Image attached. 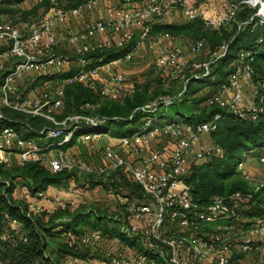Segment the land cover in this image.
I'll return each mask as SVG.
<instances>
[{"label": "built area", "instance_id": "obj_1", "mask_svg": "<svg viewBox=\"0 0 264 264\" xmlns=\"http://www.w3.org/2000/svg\"><path fill=\"white\" fill-rule=\"evenodd\" d=\"M97 1L82 0L76 6L65 7L59 0H49V7L31 18L13 22L0 17L1 107L48 123L38 130L29 128L35 135H21L0 110V169L37 161L52 173L75 171L86 186L88 177L114 183L113 175L117 176L115 180L123 175L137 185L138 190L117 184L108 189L115 204L108 209L107 220L119 235L98 227L63 234L69 246L87 250L106 264H264V211L253 197L264 186V179L257 180L243 168L247 153L256 154L264 166V147L243 152L236 165L241 176L253 185L254 193L235 190L201 204L192 198L184 182L195 166L223 154V148L213 142L203 143L217 128L219 113L194 123L179 115L161 122L155 114L145 117L136 132L114 136V142L108 133L97 130L105 118L83 112L94 108L95 103H82L80 112L61 116L65 85H82L100 100H121L134 93L136 87L129 77L113 64L119 59L104 61L102 55H95L122 49L133 41L135 46L124 55V61L146 49L154 53L160 81L181 83L175 97L159 95L137 109L151 113L166 109L182 96L189 79L210 75L227 44L210 50L206 38L199 37L183 51L170 44L173 38L169 33H152L153 25L164 19L172 23L200 20L209 30L220 31L236 21L243 7L255 9L248 20L238 23L239 30L254 19L264 24V0H118L119 5L108 11L106 18L88 19L74 32L60 31L63 23L93 12ZM63 44L71 46L70 53L62 51ZM202 51L207 54L204 59L189 61V55ZM252 62L249 51H239L227 81L203 104L256 120L264 111L263 96L259 94L264 80L257 78ZM75 63L78 67L63 75L60 86L53 87L50 80L41 79L31 95L20 88L26 80L35 81ZM249 87L253 98L246 102L244 89ZM76 141L88 145L86 155L67 154L61 148L53 154L49 151ZM262 195L264 198V191ZM44 199H48L44 191H37L28 209L34 213L53 211L43 207ZM50 200L55 207H67L59 196ZM0 238L6 239V234ZM84 260L68 255L63 264Z\"/></svg>", "mask_w": 264, "mask_h": 264}, {"label": "trees", "instance_id": "obj_2", "mask_svg": "<svg viewBox=\"0 0 264 264\" xmlns=\"http://www.w3.org/2000/svg\"><path fill=\"white\" fill-rule=\"evenodd\" d=\"M49 0H43L41 7L44 10L49 7ZM65 7H72L80 4L82 0H59ZM43 5V6H42ZM255 12V9L243 7L236 16V21L231 25L233 33L223 40L220 36H216L217 40L209 41L206 35H219L225 28L220 31H211L200 20L189 22L188 24L197 23L203 25L207 31L205 37L207 40V47L212 50L217 46L226 43L227 50L225 54L220 57L213 65L210 75L202 78L192 77L187 82V87L180 98H175L172 104L174 106L177 101L183 107L190 99L189 88L191 81L202 84V86H209L210 92H213L221 83L227 81L228 75L232 70V63L237 58L239 51H249L253 56V66L257 74V78L264 80V71L260 69L264 62V24L256 23L254 19L252 22L243 24L238 30V23L248 20L250 15ZM187 25V23H186ZM184 25H176L175 23L155 24L152 28V33L180 34L185 30ZM221 35V34H220ZM211 42V43H210ZM135 42H131L128 46L122 49H112L96 53L95 55H102L104 61H113L119 59L122 55L120 51L127 50L130 46L133 47ZM224 69L222 75L225 80H219V70ZM163 83L162 81H158ZM157 91V90H156ZM64 110L61 116L80 112L79 106L82 103H95L94 108L97 115L105 118V121L98 126L97 130L108 133L111 124L118 125L117 131L113 132L112 136H128L136 132L143 124L144 118L154 116L155 114L160 118L165 116L164 110H157L155 113L142 112L138 107L149 104L154 101L159 95H165L164 92H156V94L149 95L147 85L136 88L133 94L125 96L121 100H104L100 102L98 97L90 90L79 84H69L64 87ZM263 96L264 105V88L259 91ZM173 95L172 97H175ZM207 96L198 103H201ZM74 107V110L70 109ZM206 110H185L180 108L177 114L188 122H198L210 119L213 114L219 113L220 118L217 122V128L211 131V141L222 147L224 152L219 157H211L200 165L195 166L192 171L184 177V182L188 186L192 198L201 204L207 203L211 197L217 195H226L232 191L239 190L244 193L253 192V185L246 181L241 172L236 169V165L240 155L248 150L259 149L264 147V111L260 113L256 120L241 118L238 115L230 112L224 108L215 106L208 107ZM6 109V110H5ZM83 110L88 114V110ZM6 118L11 119L9 123L13 126L23 127L24 130L34 128V123L45 121L37 117L27 116L20 112L12 111L8 108H2ZM6 112V113H5ZM7 113H11L13 117H8ZM18 114L21 115L17 119ZM60 117V115L58 116ZM171 120V119H170ZM43 125V124H42ZM42 125H37L41 127ZM43 125V126H44ZM39 129V128H34ZM36 133L29 129L25 135H35ZM71 146L72 143L64 144ZM77 173L75 171L62 170L56 173L50 172L46 167L37 161H29L23 165L13 164L10 167L0 169V235L6 234V239L0 238V264H63V259L68 255L79 256L83 259H90L95 255L89 254L87 250H79L73 246H69L65 240L59 241L58 237H64L63 234L67 232L79 233L83 228H100L102 221H107L106 213H97L94 210L81 215L79 212H70L68 207L56 208L51 212L43 211L41 213H34L28 209V205L23 201H17L13 198V191L18 179L24 181L34 193L40 190H46L49 186H58L63 182L68 181L69 176ZM237 176L236 179H231ZM114 183L102 181L100 178L88 177V183L93 185L97 182L98 186L101 183L114 184L129 187L132 190H138V186L128 181L123 175L118 177L112 176ZM82 178V176H81ZM5 181H8L7 185ZM264 186L254 193L253 197L262 204L260 208L264 211ZM259 210V211H260ZM251 214V213H250ZM93 218V223L91 222ZM15 220L16 223H12ZM82 225V226H81ZM104 232L119 235L116 229L109 232L106 226L102 228ZM58 240V243L54 241ZM60 242V243H59Z\"/></svg>", "mask_w": 264, "mask_h": 264}, {"label": "rangeland", "instance_id": "obj_3", "mask_svg": "<svg viewBox=\"0 0 264 264\" xmlns=\"http://www.w3.org/2000/svg\"><path fill=\"white\" fill-rule=\"evenodd\" d=\"M24 0H1V6H0V17L6 20H10L13 22H19L24 19L31 18L35 15H39L44 11V7L46 4L41 7V3L43 0H31V3L29 2H23ZM70 22V21H69ZM187 23V25H186ZM176 25H186L182 33L180 34H170L172 36V41L170 42L171 45L175 47H179L183 51L186 50L188 44L195 39L198 36L206 35L207 31L204 29L203 25L199 22L188 24V22H182L181 20L175 23ZM233 27L234 25H229L227 28H225L224 31L219 33V35H206L209 39V41H215L217 40L216 36H220L223 38V40H226L232 33H233ZM221 34V35H220ZM211 43V42H210ZM135 45L130 46L127 50L120 51L119 53L124 54L130 51L134 48ZM140 54V55H139ZM138 55V56H137ZM137 55L135 54V57L131 59L130 61H124L123 55L119 58V61L116 63H113L114 66L119 69L122 73L127 75L129 79L131 80L132 85H134L136 88L147 85L149 95H155L156 92H164L166 96H173L176 95V93L181 89V83L180 82H169L164 81L163 83H159V71L157 68L154 67L155 62V56L154 53L144 49L140 50ZM206 51H202L200 53L189 55L188 59L189 61H197L204 59L206 57ZM154 67V68H153ZM260 69L264 71V62L261 64ZM224 69L219 70V80H225V76L222 75L224 73ZM186 72L184 73V76L181 77L183 79L186 76ZM42 78H37L35 81H28L30 82V88L31 90L35 91V87H37L40 84V80ZM195 81H191V85L189 88V96L190 99L188 102H186L185 105H182L176 102L174 106H169L164 110L165 116L163 118H160L161 122L170 120V119H176L178 118V114L176 113L178 109L184 108L185 110H197V111H204L206 110L205 104H203V101L201 103H198L199 100L205 98L209 94H211V89L209 86H202V84L194 83ZM157 90V91H156ZM245 97H247L246 102H249L253 98V91L249 87L248 89H244ZM251 96V97H250ZM100 102H105L104 100H99ZM3 107H1L0 104V110H2ZM6 110V109H5ZM64 110V109H63ZM62 110V111H63ZM71 111L74 110V107L70 109ZM6 113V112H5ZM97 113L96 110L89 109L88 114H95ZM8 117H13L11 113H7ZM21 115L18 114L17 119H20ZM38 118V117H37ZM39 119V118H38ZM40 120H43L40 118ZM45 121V120H43ZM46 122V121H45ZM44 125L42 122H37V125ZM45 124H48L47 122ZM35 123L33 125L34 128H40ZM42 125V126H43ZM41 126V127H42ZM21 135H25L27 130H24L23 127L14 126ZM119 128L118 125L111 124L109 126V132L108 135L112 136L113 132L117 131ZM206 141H203V143H207V141H211V137L208 136L205 139ZM76 147L75 153H81L85 154L87 153V149L83 148L81 143L74 142L72 143ZM101 144V143H100ZM96 155V154H95ZM94 155V156H95ZM245 162L243 165V168L249 172L254 178L257 180H263L264 179V166L260 164L257 160L256 154L247 153V156L245 157ZM94 160L97 162L99 160L98 156L96 155ZM237 176L232 177L231 179H236ZM68 181L63 182L61 185L55 186L57 189V193L54 195L59 196L61 199V202L64 201L69 209L70 212H79L82 213L81 215H84L88 213V211L91 212V210L96 211L97 213H106L108 214V209L110 210L111 206L115 204L114 198L110 195V192L108 189L112 188L111 186H114L111 184H102L101 186L97 185V182H95L93 185L88 183H83V179L81 176H76L75 174H72L69 176ZM23 187L27 188L24 189ZM13 198L17 201H23L27 205H31L32 199L36 196V192L30 191L28 185L24 183V181H21L20 179L17 180L15 191L13 193ZM27 197H24L26 196ZM32 199H29V198ZM63 199V200H62ZM60 202V203H61ZM60 208V207H55ZM91 222L93 223V218H91ZM82 226V225H81ZM108 229L109 232L114 231V224L112 222L102 221L100 225V229L104 228ZM86 228L87 227L85 225ZM103 230V229H102ZM115 235V234H113ZM59 241L64 239V237H58ZM55 243H58V240L54 241ZM60 243V242H59ZM135 243V242H133ZM136 244V243H135ZM90 260V261H89ZM89 261L96 260V262H101L97 255L90 257ZM88 262V263H89Z\"/></svg>", "mask_w": 264, "mask_h": 264}, {"label": "crops", "instance_id": "obj_4", "mask_svg": "<svg viewBox=\"0 0 264 264\" xmlns=\"http://www.w3.org/2000/svg\"><path fill=\"white\" fill-rule=\"evenodd\" d=\"M23 2L31 3V0H24ZM118 2H119L118 0H98L97 1V7L93 12L81 15L80 17H77L76 19H73L70 22L63 23L60 26V31L66 32V33L74 32V31L80 29L81 27H83L86 20H88V19L106 18L108 11H110L113 8H116L119 5ZM160 23L161 24L172 23V21H171V19H164ZM61 48H62V51L69 52V53L71 52V49H72L71 46H69L67 44H63ZM77 67H78V65H77V63H75V64L70 65V67H66L64 70H54L49 75H43L42 79L50 80V83L53 87L60 86L62 83L63 75L70 70L76 69ZM21 84H22L20 86L21 90L24 91L26 94L31 95L32 94V91H31L32 88H30V83L24 81ZM34 89L36 91L37 87H35ZM246 89H248V88H246ZM113 138H114V136H110L111 142H114ZM205 139H204V141H206ZM41 142H44V140H42ZM209 143H212V141H210V140L207 141V144H209ZM81 145L83 146L81 149H83V148L87 149V147H88L87 144H81ZM62 146L51 147L49 149V151H50V153L53 154L57 149H60V147H62ZM65 152L67 154L75 153L76 152L75 145H73V144L71 146L66 145L65 146ZM56 193H57V189L55 186H49L46 190H44V194L48 199L42 200L41 204L43 205V207L45 209L55 208V203H53L50 199L52 197H54V195ZM87 260H89V259H87ZM89 261L84 260L79 264H106L105 262H103L101 260H100L101 262H98V261L96 262V260H92L91 262H89Z\"/></svg>", "mask_w": 264, "mask_h": 264}]
</instances>
